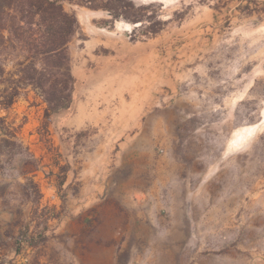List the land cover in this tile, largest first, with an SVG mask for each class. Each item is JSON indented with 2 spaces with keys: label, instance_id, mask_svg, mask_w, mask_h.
Here are the masks:
<instances>
[{
  "label": "rangeland",
  "instance_id": "374dc122",
  "mask_svg": "<svg viewBox=\"0 0 264 264\" xmlns=\"http://www.w3.org/2000/svg\"><path fill=\"white\" fill-rule=\"evenodd\" d=\"M121 1L63 2L49 116L0 47V264H264V0Z\"/></svg>",
  "mask_w": 264,
  "mask_h": 264
},
{
  "label": "trees",
  "instance_id": "16d2710c",
  "mask_svg": "<svg viewBox=\"0 0 264 264\" xmlns=\"http://www.w3.org/2000/svg\"><path fill=\"white\" fill-rule=\"evenodd\" d=\"M64 1L110 13L129 6L121 0H0V47L18 43L28 52L25 60L19 62L20 81L38 87L44 94H55L47 97V116L51 110L70 107L76 84L67 43L77 32L79 22L74 13L64 10ZM116 15L106 24L108 27H112ZM126 19L132 23L143 21L140 15ZM9 94H18L17 87Z\"/></svg>",
  "mask_w": 264,
  "mask_h": 264
},
{
  "label": "crops",
  "instance_id": "0c3cea01",
  "mask_svg": "<svg viewBox=\"0 0 264 264\" xmlns=\"http://www.w3.org/2000/svg\"><path fill=\"white\" fill-rule=\"evenodd\" d=\"M92 117H93V115H92L91 112L83 111L79 115H77L75 117L73 116L72 119H74L73 122L74 121L75 122H80V121L84 122L85 120H88V121L92 120ZM132 146H130V147H132ZM134 148H136V147H134ZM140 180H141V183L138 182L137 185H139V186L140 185H144V177H141ZM140 180H137V181H140ZM131 181L133 182L134 181V178H131L130 180L126 181L123 185H125V186L132 185V182Z\"/></svg>",
  "mask_w": 264,
  "mask_h": 264
}]
</instances>
